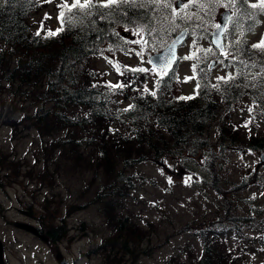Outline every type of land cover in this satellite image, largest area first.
Wrapping results in <instances>:
<instances>
[{"label": "rangeland", "instance_id": "rangeland-1", "mask_svg": "<svg viewBox=\"0 0 264 264\" xmlns=\"http://www.w3.org/2000/svg\"><path fill=\"white\" fill-rule=\"evenodd\" d=\"M244 1L241 17L238 13L242 0H151L149 4L158 9L154 31L121 28L117 42L122 43V49L112 46L114 51H105L90 60L100 73V81L111 87L130 79L129 70H143L149 77L147 86L153 88L164 75L151 65L149 58L164 51L176 35L188 29L187 40L179 50L177 95L195 96L201 80L202 89L214 96L210 98H215L218 107L217 121L207 134L209 148L192 155L184 152L183 157L169 155L143 161L128 171L134 188L129 191L121 213L132 226H138L146 239L133 255L123 256L124 264H167L171 260L176 264H194L202 248L198 234L231 221L229 218L220 225L217 220L228 203L233 210H239V215H247L246 220L256 215L264 221V165L260 159L264 143L255 144V140L264 141V46L253 47L264 41V3ZM41 3L29 15L31 33L40 36L60 28L57 6L65 9L74 0ZM226 10L232 12V18L225 48L219 51L211 36ZM3 85L0 159L14 158L22 163L23 172H44L43 162L39 168L31 169L36 166V156L43 144L38 133L25 128L28 121L14 126L25 119L31 106L24 105L18 92L11 91L7 83ZM111 105L112 112L129 106L122 97H115ZM224 128L229 133L232 129L240 143H229L221 149L219 139L223 138ZM252 145L256 149L250 148ZM89 154L86 150L73 166L63 164L59 172H49L47 182L23 174L18 182L13 177L8 181V172L0 165V181L4 180L0 184V241L5 246L6 264H107V253L99 248L115 231L116 224H110L101 205L94 202L107 176L102 168L94 166L95 157ZM241 183L249 185L235 191ZM44 205L51 207L48 210L56 219L55 224L65 226L62 232L67 234L58 242L40 234V218L52 225V216L43 215ZM249 221L239 226L249 240L225 232L224 244L237 256L243 250L246 264H264V245H255L258 239L264 241V230L255 231ZM249 244L247 251L243 249Z\"/></svg>", "mask_w": 264, "mask_h": 264}, {"label": "trees", "instance_id": "trees-1", "mask_svg": "<svg viewBox=\"0 0 264 264\" xmlns=\"http://www.w3.org/2000/svg\"><path fill=\"white\" fill-rule=\"evenodd\" d=\"M150 1L116 0L104 7L105 2L94 0V6L86 8L57 6L61 31L40 36L31 33L29 15L42 6L41 0H0V91L7 83L11 91L18 92L24 105L31 106L25 119L15 122L14 126L17 128L28 121L25 128L38 133L43 144L36 156V166L31 169L39 168L43 162L45 170L23 172L22 163L14 158L0 159L1 169L8 172L5 179L10 181L13 177L18 182L23 174L47 182L49 172H59L63 164L73 166L87 150L90 157H95L94 166L102 168L107 176L94 202L101 205L107 221L116 224L115 231L99 248L107 253V264H124L123 256L133 255L146 239L138 226H132L121 213L129 191L134 188L128 171L143 161H156L169 155L183 157L184 152L192 155L199 149L209 148L207 134L218 115L215 98L213 102L210 97L214 96L205 93L201 80L195 96L177 95V68L153 88L147 86L149 77L143 70H129L130 79L116 87L100 81V73L90 60L105 51H114L113 47L122 49V43L117 42L119 29H156L158 9ZM240 4L238 16L242 17L245 1ZM115 97H122L129 106L112 112L109 108ZM225 129L223 138L219 139L221 149L229 143L230 146L240 143L232 129L231 133ZM255 142L256 145L264 143L262 138ZM250 148L256 149L254 145ZM3 182L2 178L0 184ZM247 184L241 183L234 189L244 190ZM48 209L51 207L44 205L43 215L50 214ZM239 214L228 203L217 220L220 225L229 218L231 221L198 234L202 248L194 264H246L243 250L237 256L224 244L225 232L249 240L239 229L249 220L247 215ZM55 222L53 216L51 226L44 217L40 218V234L58 242L67 233L62 232L63 223L56 225ZM249 222L255 231L263 232V220L255 215ZM257 242L255 245H264L260 239ZM250 244L242 246L243 249L251 247ZM109 249L114 256L108 254ZM167 264L176 263L171 260Z\"/></svg>", "mask_w": 264, "mask_h": 264}, {"label": "water", "instance_id": "water-1", "mask_svg": "<svg viewBox=\"0 0 264 264\" xmlns=\"http://www.w3.org/2000/svg\"><path fill=\"white\" fill-rule=\"evenodd\" d=\"M181 4V3H180ZM179 4V5H180ZM232 13L227 10L222 13L220 19V27L213 31L211 40L214 47L219 51H223L225 48V34L227 27L231 22ZM188 30H183L181 33L175 36L174 40L169 46L161 53L154 54L150 57V63L153 67L164 72H170L175 67L179 59V49L186 42ZM261 164L264 165V151L260 155ZM5 246L0 241V264H6L5 262Z\"/></svg>", "mask_w": 264, "mask_h": 264}, {"label": "snow or ice", "instance_id": "snow-or-ice-1", "mask_svg": "<svg viewBox=\"0 0 264 264\" xmlns=\"http://www.w3.org/2000/svg\"><path fill=\"white\" fill-rule=\"evenodd\" d=\"M262 3H264V0H261ZM116 3V0H106V3L103 5L104 7H107L109 4ZM94 6V0H83V3H81V0H74V3L71 5V7H80V8H86ZM184 7H187V4L183 5ZM253 7H256V5H252ZM61 17H63V13H61ZM217 28L220 27L219 24L216 25ZM61 31V29H57L56 32H49V35H56ZM39 34V33H38ZM264 46V41H261L260 44L253 45L254 48L262 47ZM154 94V93H153Z\"/></svg>", "mask_w": 264, "mask_h": 264}, {"label": "flooded vegetation", "instance_id": "flooded-vegetation-1", "mask_svg": "<svg viewBox=\"0 0 264 264\" xmlns=\"http://www.w3.org/2000/svg\"><path fill=\"white\" fill-rule=\"evenodd\" d=\"M163 75L166 77L168 75V73H163Z\"/></svg>", "mask_w": 264, "mask_h": 264}, {"label": "bare ground", "instance_id": "bare-ground-1", "mask_svg": "<svg viewBox=\"0 0 264 264\" xmlns=\"http://www.w3.org/2000/svg\"><path fill=\"white\" fill-rule=\"evenodd\" d=\"M5 258V257H4Z\"/></svg>", "mask_w": 264, "mask_h": 264}]
</instances>
